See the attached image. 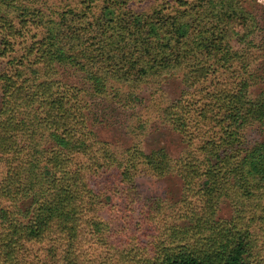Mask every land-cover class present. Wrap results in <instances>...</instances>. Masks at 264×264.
<instances>
[{
  "label": "trees",
  "instance_id": "16d2710c",
  "mask_svg": "<svg viewBox=\"0 0 264 264\" xmlns=\"http://www.w3.org/2000/svg\"><path fill=\"white\" fill-rule=\"evenodd\" d=\"M79 1L77 9L46 20L43 38L28 43L18 60L12 57L16 66L0 70V157L6 167L0 180V264H135L138 250L127 234L136 230L145 240L161 216V209L140 198L134 175L143 166L162 173L171 166L168 157L138 149L122 159L114 155L87 128L84 90L59 80V68L77 66L93 95L114 82L136 84L182 71L186 97L234 56L231 27L242 29L238 42L246 45L258 28L244 0H174V6L168 2L149 14L126 9L135 0ZM23 13L20 5L0 0L1 57L11 50L10 36L21 33L24 39ZM11 14L21 20L20 28ZM247 83L239 80L234 91H208L214 132L199 158L177 163L183 203L198 196L200 205L184 213L191 225L170 227L168 243L155 247L154 259L143 264H264V240L248 238L241 217L255 213L264 225V141L248 145L241 133L252 123L264 125V90L252 99ZM190 105L178 101L164 111L185 136ZM44 137L51 148L38 151ZM230 189L240 213L215 220L216 205ZM100 197L106 208L118 207L122 234L115 243L96 215Z\"/></svg>",
  "mask_w": 264,
  "mask_h": 264
},
{
  "label": "rangeland",
  "instance_id": "374dc122",
  "mask_svg": "<svg viewBox=\"0 0 264 264\" xmlns=\"http://www.w3.org/2000/svg\"><path fill=\"white\" fill-rule=\"evenodd\" d=\"M10 1L20 5V10L24 12L23 17L28 22L25 32H22L24 39H21V33L10 36L13 41L11 50H8L3 57L0 56V70L12 69L17 65L15 61L23 53L24 47L32 41L43 38L46 33L44 28L46 20L55 19L64 10L77 9L80 5L79 0ZM173 1L135 0L128 2L126 9L136 13L149 14L162 5H168V2L170 6H174L175 2ZM243 3L244 8L255 17L258 24L254 35L249 38L250 43L252 41L253 44L246 45L238 42V38L243 33L242 29L231 27L230 32L234 37L229 43L232 51L235 52L234 56L225 66L204 77L206 82L202 87L199 85L191 88L186 97H183L185 87L182 71L136 84L127 85L114 82V84L108 85L103 94L93 95L89 83L83 78V73L77 66L68 65L59 68L57 74L59 80L84 90V113L87 128L114 155L122 159L127 150L138 149L145 154L162 152L170 160L171 166L162 173L154 172L152 166H143L134 175V182L140 198L149 200L152 208L162 211L159 221H155V228L153 227L149 231L145 240L136 230L133 235L127 234L133 239V248L138 250V259L135 264H143L144 259L148 258L149 261H152L156 251L155 247L165 246L168 243L170 227H189L192 218L184 213L189 212L190 206L200 205L198 196L187 199L186 205L183 203V182L179 176L177 163L184 158H199L202 143L209 139L214 132L215 121H213L214 117L209 107L211 99L208 91L214 88L234 91L238 87L239 80L244 79L249 81L247 86L249 85L248 92L252 99L264 90V0H244ZM94 10L96 11V9ZM86 15L90 17L91 13L87 12ZM8 17L14 21L17 29L20 28L21 20L19 21L15 14ZM12 57H16V60ZM10 59L13 64H7ZM214 67L217 66L214 65ZM39 75V72L35 74L37 77ZM178 101H188L191 104L190 116L186 120L187 136L177 132L173 128L171 120L164 115V111ZM197 113L201 114V118ZM215 120L217 121V119ZM241 133L248 145L264 141V125L252 123L246 126ZM24 142L27 140L25 139ZM50 148L48 139L44 137L36 149L39 151ZM5 173L6 167L0 157V180ZM235 193V189H230L229 197L220 198L213 217L215 220H228L240 213L239 208H236V205L232 203V201L238 200ZM110 201L112 205H119L117 199ZM28 203V200H24L22 207H26ZM99 203L96 207V215L100 221L105 223V227L101 226L102 232L108 241L115 243L122 234V230L117 227L121 223L117 214L118 207L116 209L106 208L104 197L99 198ZM0 207H5V205L0 203ZM241 217L248 238L259 240L261 243L264 240V225L255 220V213H243ZM132 220L136 222V214L133 215ZM105 264H113V261Z\"/></svg>",
  "mask_w": 264,
  "mask_h": 264
}]
</instances>
